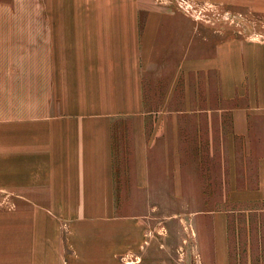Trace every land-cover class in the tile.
Returning <instances> with one entry per match:
<instances>
[{"label":"crops","instance_id":"crops-1","mask_svg":"<svg viewBox=\"0 0 264 264\" xmlns=\"http://www.w3.org/2000/svg\"><path fill=\"white\" fill-rule=\"evenodd\" d=\"M89 26L69 49L66 26L55 35L45 26L42 39L36 25H16L14 55L0 56L13 64V100L0 105V192L16 209L0 215V264L147 256L148 217L124 213L149 207L166 176L180 185L182 129H206L198 140L211 144L224 133L228 144L223 129L246 135L264 115L263 42L235 37L159 68L150 43L160 35L149 42L143 26L108 25L114 45L102 48L101 26Z\"/></svg>","mask_w":264,"mask_h":264},{"label":"rangeland","instance_id":"rangeland-1","mask_svg":"<svg viewBox=\"0 0 264 264\" xmlns=\"http://www.w3.org/2000/svg\"><path fill=\"white\" fill-rule=\"evenodd\" d=\"M28 24L36 25L42 39L45 26L54 35L66 26L69 49L77 45L71 34L82 33L86 25L101 26L105 48L114 45L108 40L116 34L108 25L137 24L149 42L160 35L150 46L157 49L154 66L163 68L178 53L210 50L235 37L264 43V0H0V56L14 55V27ZM53 44L60 46L59 38ZM12 66L0 64L5 72H0V105L13 100ZM257 98L264 107V95ZM223 131L232 140L228 144L220 142L224 133L211 144L198 140L204 141L206 129H182L180 185L176 175L166 176L163 190L147 193L149 207L125 210L148 217L149 233L148 255L128 264H224L226 249L225 264H264V115L246 135ZM9 195L0 192V215L16 211Z\"/></svg>","mask_w":264,"mask_h":264}]
</instances>
